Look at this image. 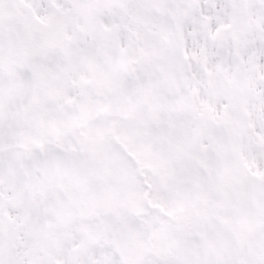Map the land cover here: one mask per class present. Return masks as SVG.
<instances>
[{
	"label": "snow or ice",
	"instance_id": "1",
	"mask_svg": "<svg viewBox=\"0 0 264 264\" xmlns=\"http://www.w3.org/2000/svg\"><path fill=\"white\" fill-rule=\"evenodd\" d=\"M0 264H264V0H0Z\"/></svg>",
	"mask_w": 264,
	"mask_h": 264
}]
</instances>
